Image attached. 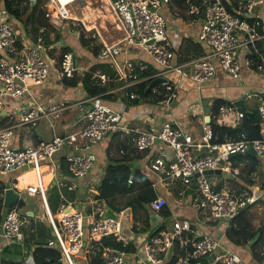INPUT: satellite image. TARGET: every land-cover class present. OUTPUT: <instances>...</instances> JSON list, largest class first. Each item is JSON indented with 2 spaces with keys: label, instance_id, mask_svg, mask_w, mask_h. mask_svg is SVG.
Segmentation results:
<instances>
[{
  "label": "built area",
  "instance_id": "obj_1",
  "mask_svg": "<svg viewBox=\"0 0 264 264\" xmlns=\"http://www.w3.org/2000/svg\"><path fill=\"white\" fill-rule=\"evenodd\" d=\"M263 1L182 0L185 13L192 19H201L194 38L202 45L203 52L181 62L174 60L172 44L167 35V20L163 9L170 0H109L124 31L122 38L115 42H106L97 29L96 33L90 32L87 35L91 28H87L82 19L70 16L66 4L56 2L54 13L49 3L43 9L45 17L53 26L61 25L64 19H70L78 32L80 29L85 31V36L96 38L99 35L100 48L96 56L108 60L114 69L113 78L124 82L121 88L147 78L165 77L164 81L152 86L149 91L162 94L160 101L169 103L177 96V83L167 77L170 72L189 78L199 88L214 76L216 64L232 76H237L242 68H263L264 49L261 42L264 41V22L260 15ZM8 18L11 17L1 3L0 113L9 99L10 103L16 100L19 105V108H13L18 118L16 124L31 125L41 117L49 118L51 114L58 113L63 106L39 103L33 92L34 87H46L50 80L52 59L44 52L43 36L38 35L30 44H18L22 24L15 23L11 18L13 24L7 21ZM128 45H137L150 54L157 70L150 73L148 65L140 60H119V53L125 51ZM13 54L17 56L13 57ZM71 54L70 51L61 54L56 69L58 78L71 76L76 70ZM93 75L98 84L109 80L107 74L100 70H96ZM129 96L134 98L137 95L130 92ZM75 105L80 113L77 128L71 132L54 134L50 139L39 140L36 144L15 147L14 125L0 127V173L33 170L34 182H26L22 189L28 194H38L53 235L47 244L59 249L60 264H76L73 256L86 244L91 248L93 242H99L104 236H111L121 244L119 247H101L100 257L105 264H124L128 254L138 260L137 264H247L237 252L222 245L221 237L203 232L198 221L174 212L167 202L166 193L170 190L162 176L179 174L182 182H193L196 185L195 199H192L191 194L183 195L177 198V203L184 200L193 204L197 200L202 223H229L253 201V195L246 188L215 189L216 182L209 175L215 174L214 169L225 174H239L241 164L233 158L238 153L244 154L249 147L258 160H264V93L257 96V136L250 138L241 131L235 138L223 141L214 140L209 120L200 121V136L194 138L175 119L163 120L158 127L127 125L121 121V113L102 99L100 94L81 97L75 101ZM218 113L224 122L227 114L243 116V111L237 110L233 102L220 104ZM113 131L126 132L134 152L154 146L158 148V153L147 164L150 170L146 168L153 174L150 185L155 192L147 206L155 218V227L152 229L161 223H165V226L154 232L151 229L149 235L132 251L124 248L128 243L126 229L130 228L125 225L129 217L126 209L107 214L104 206L99 205L96 215L93 208L88 214L73 202H62L60 214H53L46 198V187L53 180L57 186L73 190L77 180L87 175L96 160V153L91 146ZM64 148L69 149L64 153L67 174L59 172L54 159L55 154ZM76 148L80 149L74 150ZM118 153H125V149L120 147ZM41 166L45 168L41 169ZM205 169L213 171L205 173ZM49 172L51 176L43 184V176ZM194 173L197 175L193 176ZM127 182H131V177L127 178ZM68 206L72 208L68 209ZM164 206L169 211L167 219L160 211ZM4 207L0 221V260L6 259L1 253L5 246L18 244L24 248L26 243L17 206Z\"/></svg>",
  "mask_w": 264,
  "mask_h": 264
},
{
  "label": "crops",
  "instance_id": "obj_2",
  "mask_svg": "<svg viewBox=\"0 0 264 264\" xmlns=\"http://www.w3.org/2000/svg\"><path fill=\"white\" fill-rule=\"evenodd\" d=\"M64 4H66L65 8H67L69 0H64ZM163 11L167 20V35L172 44L174 60L177 59V57L179 59V57L181 56H191V41L195 42L194 37L201 23V19H192L191 17H189L185 13V5L183 4L182 0H170ZM260 15L264 22V1L260 6ZM201 17L203 16L201 15ZM88 19V15L85 14L84 20ZM43 22L44 21L38 22L35 19L34 25L38 26L36 35H42L43 38L46 39V42H44L43 39V42L45 44L44 52L49 59H52L50 68V80L47 83L46 87H34L33 92L37 98V102L43 103L46 106L60 104L61 106H63V109L58 111V113L51 114L49 118L41 117L34 121V124L31 125L29 123L16 124L18 123V118L17 114H14L13 108L16 107L17 109L19 108V105H17L16 100L10 103L11 100L9 99L7 101L8 104L5 105L4 110H2L0 113V127L9 124L14 125L13 145L15 147L22 148L29 144H36L39 140H48L54 134H63L75 130L77 128L80 116V113L75 105V101L81 97L87 96L84 88L82 87L80 79H78L75 84L69 85L65 83V77L58 78V76L56 75V69L58 67V61L60 59L63 47H68L69 51L74 54L76 63L75 71L78 75H81L83 71H86L89 65L94 61V58L92 57L88 49H86V46L79 43L77 39V29H69L67 34L65 32V29L59 28L63 26V22L58 26H53L50 23V26L53 29L59 30L61 33L59 37L54 38L53 30L49 27L46 28L43 24H41ZM90 26H93V23L87 24V27ZM21 27L22 30H27L28 35H18V44H30L34 41V39L31 35V32L28 31L29 25H27L28 28H24L22 23ZM116 27V29L120 30L119 25H116ZM43 29L47 31L48 34H46L45 32L42 33ZM87 35H90V32H88ZM123 35L124 34L122 33L120 37H117L115 38L116 40H114L117 41L118 39L122 38ZM114 40H112L111 42H115ZM261 43L262 48L264 49V41ZM12 56L15 57L17 55L13 54ZM91 57L93 58V60H91ZM122 58H130L135 61L140 60L142 62H145L148 65V71L150 73L157 70V65L153 61L151 55L137 45H128L127 49L119 53L118 55L119 60H121ZM95 59H97V57ZM167 77L177 83V96L169 103H164L163 101L155 103L143 100L141 102L130 101L129 99L125 98L124 92L128 87L121 88V85L124 82L120 79L115 78H112L110 80L111 85L108 89V91L112 90L109 92V94H111L110 98L103 99L106 100L110 106L121 113V121L126 123L127 125L137 126L141 128H150L158 127L163 120L175 119L183 128L188 130L194 138H198L200 136V121L204 119L206 115L209 116V120L210 118H212V116H214L215 122H217L218 124L234 126L239 121V117H236L234 113H231L224 116V122L220 118V114L218 113V111L214 112L215 110H212V106L215 100L221 99L224 101V103H228L233 102L237 98H242L244 104L243 112H251L256 110L257 96L264 93V63L261 70H258L256 68H242L237 76L226 74L221 69V67L216 64L214 76L209 81L202 84V86H200L199 88H197L194 82H192L189 78L179 76L176 72L168 73ZM41 134H45V136L43 137L41 136ZM30 135L31 138L30 140H28L26 137ZM120 147H123L125 149V153H118V149ZM91 148L96 153V160L94 161L90 171L86 176L77 180V186H75L74 188L76 190V195L73 198H69L67 200L65 199L66 201H62L63 203L73 202L88 214L91 213L96 200L102 201V205H104V211L106 213L110 208L109 204H107V202L103 198L96 199L91 196L92 193H95V188L99 183L102 175L104 174L105 167L109 162H115V160L120 159L122 155L126 154L127 158L125 162L129 164L131 170H139L146 175L148 173L146 169L148 162L153 155L158 153V148L155 149V146L147 150L134 152L128 141L127 133L124 131L110 132L105 136L103 140L92 145ZM79 149L80 148H76L74 150ZM67 150L69 149L64 148L59 150L55 154L54 159L57 165L58 159H60V157H62V155H64ZM243 155L244 154L236 155L233 158L234 161H243L241 167L244 164H249L246 163L247 160ZM260 161L264 163V160H258V164ZM240 163L241 162H239V164ZM258 164L256 165L255 170L250 174L244 173L246 171L245 169H241V172L237 175L225 174L220 171H216L215 174H213L214 177L218 173L223 174V177L221 179L217 181L214 180L216 182L215 187L219 186L218 188H222L226 186L228 188L236 190L246 188L252 193V204L250 203V207L246 208L242 212L239 211L240 213L238 212L236 217L233 219L232 224L234 225V229H238V226H243L244 235H241L239 233L233 235V231H228L232 220L229 223H202L203 221L201 215L196 211L193 205L184 201L179 204L177 203V199H173L177 197L171 194V190L166 193L167 202H169L170 207L173 208L176 214L189 217L191 220L196 222L198 221L201 224L200 226H202L201 230L203 232L211 233L217 237H221L220 240L222 245L228 247L234 252H237L247 262V264H264V164L259 167ZM26 171H15L11 174L0 173V184L5 185L4 189L7 187L15 188L14 190H17L19 194V199L23 201L22 206H17V204L15 205L17 206V208H19L20 212L24 213V215L32 216L27 214V212H32V214H35V209H32L30 206H26L24 200V197L26 195H23L25 190L22 189L25 184L18 185V183L20 182V179H18L19 176ZM246 176L249 177L248 183L245 182ZM259 178H261V180ZM92 184H95L94 187L92 186ZM80 193H85V195L80 198L78 197ZM119 195H124V200H126L129 196V193H121ZM39 203V215L40 217L45 218L41 200ZM122 204H124V201L119 205V207L122 206ZM125 209L129 213V208L125 207ZM145 209L149 214V218L147 220L148 226H145L142 221L144 216L138 217L137 214L134 220L131 217H128L127 221L125 222L126 227H131L126 229V235L128 237V251L134 250L142 242V240L146 238L147 235H149L151 229L155 227V218L153 214H151L152 212L148 208ZM53 214H60V211L58 210L56 212H53ZM46 222V224L49 226L47 220ZM252 230H257L255 234L257 235L256 238L261 237L258 244L254 247H252V242H250L254 236L250 240H245L248 233ZM24 234L28 244L32 243V239H27V236L29 234L27 232H24ZM36 237L39 241H46L48 239H51L43 238L39 235H37ZM243 240H245V242L241 243ZM237 241L239 242L238 244L236 243ZM254 252L257 254V256H255ZM1 253L4 257H6V259H8L9 257V259L15 261L20 260L22 264L33 263L31 260L32 255L30 251L27 252V256L25 259H20V256L18 255L10 256L3 252ZM78 253L74 256L82 257L84 255V258L86 259L88 248L84 249L80 254ZM126 259L127 260L124 264L138 263V260L132 259V256H130V254H128ZM76 260L83 264L81 258H76ZM84 262L86 264L87 259Z\"/></svg>",
  "mask_w": 264,
  "mask_h": 264
},
{
  "label": "trees",
  "instance_id": "obj_3",
  "mask_svg": "<svg viewBox=\"0 0 264 264\" xmlns=\"http://www.w3.org/2000/svg\"><path fill=\"white\" fill-rule=\"evenodd\" d=\"M21 0H1L2 5L5 7V10L9 14V16L15 21V23L20 24L23 15H24V28H28L27 25H29L28 31L31 32V35L33 39L35 40L38 31V26L34 25L35 19L40 22L44 21L43 24L46 28L49 27L54 32V38H57L60 36V31L53 29L50 25V22L44 15V9L42 8L43 5L41 4L42 0H36L35 4H32L30 9L25 5L22 6V8H18L16 4L20 2ZM41 5H40V4ZM43 11V12H42ZM70 23H65V32L68 34L69 29L74 28L71 24V20H69ZM22 24V23H21ZM48 34L47 31L44 29L42 30V33ZM22 35H28L27 30H22ZM77 39L81 45H85L86 49L91 53L92 57L94 58V61L89 65L88 69L86 71H83L81 75H78L77 72L74 70L73 74L71 76H64L65 77V83L72 85L75 84L78 79H80V82L82 84V87L85 90L86 95H98L100 94V97L103 98H110L109 93L106 91L110 88V80L114 77V69L110 66L108 60H101L96 55L99 50L100 43L97 42L96 38L91 36H85V31L83 29H80L77 35ZM191 41V40H190ZM192 48H191V56H181L177 57L175 59L178 62L187 60L193 56L199 55L203 52L202 45L198 42H193ZM69 51L68 47H63V52ZM61 56V55H60ZM91 57V60L93 58ZM97 57V59H95ZM96 70L103 71L107 74L109 77V80H107L104 84H98L96 82L95 76L93 75ZM147 74V73H146ZM152 78L144 79L137 84L128 86V88L125 90L127 93L125 94V98L129 99L133 102H141L148 101V102H159L162 99V94H156L151 93L150 91H145V88L149 81ZM130 91L132 93H135L137 96L134 98H130L129 93ZM224 101L221 99H217L214 101L212 110H215L214 112L218 111V106L220 104H223ZM213 134H214V140L215 141H223L228 138H235L239 132L244 131L246 135L250 138L256 137L258 134V115L257 111H251V112H243V116L239 117V121L234 126H229L225 124H218L215 122V117L212 116L209 120ZM244 158L247 160L246 163L242 165L241 169H245L246 174H250L255 170L256 165L258 164V159L256 157H252L250 155H243ZM127 158V155L124 154L121 156L120 159L115 160V162H109L106 167L104 174L102 175L99 183L96 186L95 193H93L94 198H103L107 204H109L110 208L107 210V214H112L115 210L120 211L122 209H125V207L129 208V217H131L133 220L136 218V213L139 211L144 212V218L142 219L145 226H148V212L145 208H148V203L152 198L155 196V192L152 189L150 185V178L153 177L152 173H148L145 175L139 170H131L128 163L125 162ZM58 170L62 174H67V164L64 159V155L58 159ZM148 175V176H147ZM131 177V182H127V178ZM164 179L167 181L168 189L171 190L173 196L179 197L183 195H189L191 194L192 199L196 198L197 195V189L196 185L193 182H182L181 177L179 174H174L172 176H166L163 175ZM5 185L0 184V221L3 217V211H4V205L2 203L3 201V195L2 192L4 191ZM61 187V186H60ZM219 186L214 187L215 189H218ZM59 188V187H58ZM121 193H129V196L126 200H124V204L122 206H115L114 199L116 196H118ZM60 198L62 200L69 199V196L66 198L63 196V194L60 193ZM65 200V201H66ZM190 202V201H189ZM48 203V202H47ZM14 204H17V206H22L23 201L21 199H18L16 202L9 205V207L13 206ZM191 205H193L197 212H199L198 202L197 200L193 202V204L190 202ZM252 204V203H251ZM251 204H248L246 208L250 207ZM49 206V205H48ZM112 207V208H111ZM56 208V205L54 206ZM246 208L242 209L240 212L245 210ZM49 209L51 210L50 206ZM161 214L167 219L169 217V211L164 206L161 210ZM52 212V211H51ZM239 212V213H240ZM238 214V213H237ZM236 214V215H237ZM236 215L232 218V223L229 227V232L233 231V235H236L237 233L244 235V227L238 226V229H234L232 225L233 219L236 217ZM165 226V223H161L160 226L152 229L151 232L156 231L159 228H162ZM257 230H252L248 233L245 240H250L255 234ZM32 239V243L28 244L27 240L25 244V247H21L18 244L14 245H8L5 246L2 249V252L10 255L20 256V259H25L27 256V252L30 251L32 255V264H55L57 261H59L60 258V251L56 246H51L47 244V240H37L38 238L35 236L33 232H31L27 239ZM232 238V236H231ZM261 237L256 238L252 242V247L256 246L259 242ZM35 240V241H34ZM243 240L241 243L245 242ZM178 242H176L175 247L177 248ZM239 243L238 241L236 242ZM104 245H112V246H120V241H115L111 236H104L99 242H93L92 247L89 248L86 244L83 249L88 248V253L86 255V259L88 263H94V264H105L102 262L100 257V250L101 247ZM125 249H128L127 245L124 247ZM25 250V251H23ZM255 256L257 254L254 252ZM173 261V259H172ZM0 264H22L20 260L15 261L12 259H2L0 260ZM172 264V263H168Z\"/></svg>",
  "mask_w": 264,
  "mask_h": 264
},
{
  "label": "rangeland",
  "instance_id": "obj_4",
  "mask_svg": "<svg viewBox=\"0 0 264 264\" xmlns=\"http://www.w3.org/2000/svg\"><path fill=\"white\" fill-rule=\"evenodd\" d=\"M15 2H17V0H15ZM56 2H57L56 0L55 1L53 0L52 2H49V0H42L41 4L44 6V5H46V3H49L51 6V11L54 13V11H55L54 5H56ZM83 2L84 3H82L81 0L72 1L68 4V8L71 11V13H73L77 16L76 18L82 19L83 22L86 24V26H87V24L93 23V26L87 27V28H91V30L89 32H95L96 33V29H97L99 31V34L101 36H103V38L107 42H111L115 38L120 37L122 35V33L124 34V31L122 29V24H121L118 16L114 13L112 8L110 7L109 0H83ZM35 3H36V0H21L20 2H18L16 4V6H18V8H22V6L26 4L28 9H30L31 5L35 4ZM0 5H1V0H0ZM85 14L88 15V18H89L88 20L83 19L82 15H85ZM19 20H21V23H23L22 21H24V15H23L22 19H19ZM69 20L70 19H64L63 22L68 24V23H70ZM7 21H11L14 24V21H12L11 18H8ZM116 25L120 26V28H119L120 30L116 29L117 28ZM23 26H24V24H23ZM64 27H65V25H63L59 28L64 29ZM96 38H99V35H97ZM34 136H36V135H34ZM37 136H38V134H37ZM41 136L44 137L45 134H41ZM26 138L28 140H30L31 135L27 136ZM235 161L238 163L241 162L240 164H243V161H241V160H235ZM262 164H264V163H262L260 161L258 164V167L262 166ZM146 168L150 170L149 166H147ZM209 177H212V178H214L215 181H217L223 177V174L218 173L215 177L212 174H210ZM248 178L249 177L246 176V181H245L246 183H248ZM259 179L261 180V178H259ZM94 185L95 184H92L93 187H94ZM46 193H47L46 198H47L48 205L50 206L51 211L53 213V212H56L60 209V203L63 201L60 198V193L63 194V196L66 198L68 196H69V198H73L76 195V190L74 189V190L70 191V190L66 189L65 186H61L58 188V186L55 184V182L53 180L46 187ZM171 194H172V192H171ZM23 195H26L24 197L26 206H30L32 209H35V214H32V216H27V215H24V213L20 212V210L18 208L19 215L22 218V230H23V232H25V233L27 232L28 234L33 232L35 234V236L39 235L43 238H53V235L51 233V229L46 224L47 223L46 222L47 217L45 216V218H44V217H40V215H39L40 212L38 210H40V207H39L40 206V203H39L40 200H39L38 194L35 193L32 195H29L27 192H24ZM84 195H85V193H80L78 195V197L81 198ZM91 196L93 197V193ZM177 198H178V196H177ZM177 198H173V199H177ZM124 199H125L124 195L116 196L114 199L115 206H119L124 201ZM182 201H184V200H182ZM55 205H56V208H54ZM99 205L104 206V205H102L101 200H96L94 205H93V211L96 215H97V207ZM136 214L138 217L144 216L143 211H139ZM42 216H43V214H42ZM83 250L84 249H82L78 254H80ZM73 257L76 261V264H81L80 262H78L76 260V258H81L83 261L84 255L82 256L83 258L81 256H77V257L73 256ZM84 261H86L85 258H84ZM84 261H83V264H85ZM86 264H87V262H86Z\"/></svg>",
  "mask_w": 264,
  "mask_h": 264
},
{
  "label": "water",
  "instance_id": "obj_5",
  "mask_svg": "<svg viewBox=\"0 0 264 264\" xmlns=\"http://www.w3.org/2000/svg\"><path fill=\"white\" fill-rule=\"evenodd\" d=\"M110 1H115V0H110ZM82 3L83 0H81ZM201 15L204 16V12L202 11L201 12ZM98 42H100V39L98 38L97 39ZM44 42H46V39H44ZM72 56V61L73 63H75V59H74V54L72 53L71 54ZM166 78L163 77V76H156L154 78H152L149 83L147 84L146 88H145V91H149L150 88L162 81H164ZM233 103L235 104L236 108L240 111H243L244 110V104H243V99L242 98H237L236 100L233 101ZM204 120H209V116L206 115V117L204 118ZM241 153H238L237 155H240ZM244 154H247V155H250L252 157L255 156V153L254 151L252 150L251 147H249L245 152ZM213 170L212 169H205V173H211ZM214 171H220L219 169H214ZM197 173H194L193 176H196ZM19 199V194L17 191H15L12 187H7L4 189L3 191V205L4 206H9L10 204L16 202L17 200ZM72 206H68V209H71ZM28 215H32V212H27ZM257 235H254V237L251 239L250 242H253L254 239L256 238ZM212 256V255H211ZM55 264H60L59 261H57Z\"/></svg>",
  "mask_w": 264,
  "mask_h": 264
},
{
  "label": "bare ground",
  "instance_id": "obj_6",
  "mask_svg": "<svg viewBox=\"0 0 264 264\" xmlns=\"http://www.w3.org/2000/svg\"><path fill=\"white\" fill-rule=\"evenodd\" d=\"M73 0H69V2H72ZM57 2L59 3H62L64 4V0H57ZM81 4V3H80ZM67 13L70 15V16H73V17H77L75 14L71 13V11L69 10V8L67 7ZM82 12V11H81ZM83 16V19H84V15ZM119 24V23H118ZM41 169L45 168V166H41L40 167ZM34 172L33 170H27L26 172H24L22 175L19 176L18 179H20V182L18 183V185H23L25 184L26 182H34ZM51 176V173H47L43 176V184H46L47 181L49 180Z\"/></svg>",
  "mask_w": 264,
  "mask_h": 264
}]
</instances>
